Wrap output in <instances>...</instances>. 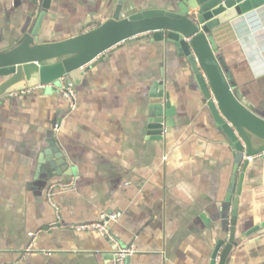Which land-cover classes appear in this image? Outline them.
<instances>
[{
    "label": "crops",
    "instance_id": "crops-1",
    "mask_svg": "<svg viewBox=\"0 0 264 264\" xmlns=\"http://www.w3.org/2000/svg\"><path fill=\"white\" fill-rule=\"evenodd\" d=\"M118 1L51 0L36 38L55 42L97 27ZM173 2L125 0L120 14ZM39 9L35 0H0V52L28 34ZM213 39L217 60L264 119V5L217 26ZM85 67L73 82V111L53 85L0 98V264H114L105 237L70 228L113 210L111 232L134 250L124 264H211L225 225L220 251L234 239L225 264H264V151L237 167L173 44L140 35ZM159 81L173 108L160 137L149 127ZM70 179L71 189L52 195L54 209L49 184Z\"/></svg>",
    "mask_w": 264,
    "mask_h": 264
},
{
    "label": "water",
    "instance_id": "water-1",
    "mask_svg": "<svg viewBox=\"0 0 264 264\" xmlns=\"http://www.w3.org/2000/svg\"><path fill=\"white\" fill-rule=\"evenodd\" d=\"M124 1L119 0L112 18L97 27L60 41L41 42L36 38L37 30L51 3L42 0L28 34L13 48L0 52V98L38 85L60 87L61 78L80 82L87 70L85 66L100 54L124 40L150 34L152 40L173 44L196 79L216 127L236 151L237 167L242 163L245 169L248 156L264 151V119L253 112L230 72L214 55L213 29L263 6L264 0H174L171 9H145L121 17ZM150 102V114L156 117L152 119L155 124L149 127L160 137V123L164 120L170 127L173 113L162 81L152 86ZM257 141L261 143L256 145ZM237 207L238 200L234 198L232 226ZM227 230L225 225L213 249L211 264L226 262L234 240L231 235L220 251Z\"/></svg>",
    "mask_w": 264,
    "mask_h": 264
},
{
    "label": "built area",
    "instance_id": "built-area-1",
    "mask_svg": "<svg viewBox=\"0 0 264 264\" xmlns=\"http://www.w3.org/2000/svg\"><path fill=\"white\" fill-rule=\"evenodd\" d=\"M35 1H36V6L40 7L42 0H35ZM60 81H61V85L60 87H58L60 94L67 99L69 110L73 111L77 107V93H76L75 85L73 82H67L65 78H61ZM22 91H25V89L20 90V92ZM160 124L164 129L165 122L162 121ZM161 135H163V132ZM247 159L251 160L252 156H248ZM73 185H74L73 179H70L68 181H55L49 184L46 197L48 202L51 204L52 207H54V209H57V206L52 199V195L55 193V191H59V192L66 191L71 189ZM118 217H119V212L116 210L102 212L99 214L97 219L91 221H85L81 223H74L70 225V228L78 232H86V231L98 232L100 235L105 237L110 242L112 247L114 264H124L125 258L131 255L134 252V250L132 247H126L121 245L109 228L110 223L117 221ZM32 251L33 250L31 244L27 245L25 249V253L26 254L31 253Z\"/></svg>",
    "mask_w": 264,
    "mask_h": 264
}]
</instances>
